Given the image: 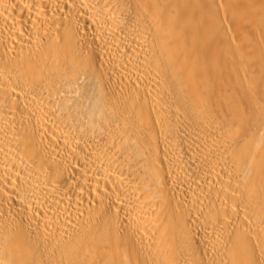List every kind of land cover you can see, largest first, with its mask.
I'll use <instances>...</instances> for the list:
<instances>
[{
	"label": "bare ground",
	"instance_id": "bare-ground-1",
	"mask_svg": "<svg viewBox=\"0 0 264 264\" xmlns=\"http://www.w3.org/2000/svg\"><path fill=\"white\" fill-rule=\"evenodd\" d=\"M0 264H264V0H0Z\"/></svg>",
	"mask_w": 264,
	"mask_h": 264
}]
</instances>
